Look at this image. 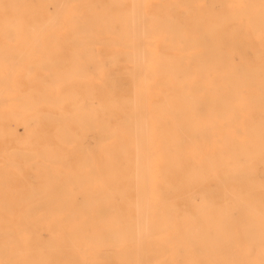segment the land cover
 I'll use <instances>...</instances> for the list:
<instances>
[{
	"label": "rangeland",
	"instance_id": "1",
	"mask_svg": "<svg viewBox=\"0 0 264 264\" xmlns=\"http://www.w3.org/2000/svg\"><path fill=\"white\" fill-rule=\"evenodd\" d=\"M14 23H20V29ZM246 38L248 45L241 47L239 41ZM263 46L264 0H0V127L13 129L11 135H0V147L25 149L27 144L21 142L28 132L24 118L34 117L30 125L46 135L54 133L53 139L64 148L65 125L77 142L91 140L98 128L116 127L124 119L133 129L141 120L136 106L140 102L165 150L161 153L164 160H157L163 171L158 179L163 185H175L168 194L171 200L180 202L187 193L207 190L235 207L249 193L264 202V191H260L264 157H255L254 184L239 175L219 186L212 175H222L234 162H229L231 157H219L221 147L229 142L231 114L264 116ZM43 113L51 114L50 120L41 119ZM82 114L92 118L87 132L77 118ZM198 122L211 136L195 135ZM182 139L186 149L179 152L171 147ZM105 141L121 142L111 136ZM78 156L70 151L72 164ZM5 158L7 162L10 157L0 152L1 165ZM42 160L36 158L39 166ZM194 167L206 172L190 185ZM4 171L0 168V178ZM32 177L40 182L39 177ZM132 177L124 181L130 198L135 191ZM25 181V175H11L9 184L0 189L10 186L14 190ZM97 181L90 184L94 191L99 189ZM38 188L42 187L36 184L9 194L7 204L18 208L23 202L18 198ZM103 189L110 192L109 186ZM52 195V190L41 193L49 206L55 203ZM38 203L43 204L32 202ZM27 204L30 201L23 202ZM112 204H116L112 199L106 202L107 207ZM233 211L242 224L245 208ZM51 237L42 231L43 241ZM31 244L33 249L39 245L37 241ZM244 247L241 240L237 249ZM174 262L192 264L180 252L175 253ZM113 264L122 263L115 260Z\"/></svg>",
	"mask_w": 264,
	"mask_h": 264
},
{
	"label": "bare ground",
	"instance_id": "2",
	"mask_svg": "<svg viewBox=\"0 0 264 264\" xmlns=\"http://www.w3.org/2000/svg\"><path fill=\"white\" fill-rule=\"evenodd\" d=\"M14 25L17 29L21 27L20 23ZM248 43L247 38L239 41L241 47ZM137 54L138 51L136 57ZM139 103L136 106L141 120L134 123V130L128 119H117L116 127L104 125L92 134L93 139L77 142L74 133L65 125L62 133L67 140L66 148L53 139L54 133L46 135L44 130L32 127L34 117L23 119L28 131L21 140L27 144L25 149L0 147L4 157H10L0 164V168L5 169L0 186L8 185L11 175L26 176L24 187L0 189V264H113L115 260L122 264H175L176 252L187 256L192 264H264V202L249 193L245 202L240 201L235 207L223 203L214 191L207 190L187 193L180 202L171 200L168 194L175 185L169 182L163 185L158 179L163 171L157 160H164L161 153L165 150L161 147L160 135L151 128L145 116L144 104ZM79 107L83 109L84 103ZM240 114H231L229 142L227 147H221L219 156L231 157L229 162H234L222 175L212 172L219 186H224L225 179L234 180L239 175L245 176L251 184L256 183L255 157H264V116L256 117L255 114L246 118ZM50 118L49 113L41 116L43 120ZM77 118L87 132L92 118L85 114ZM12 130L0 127V135H11ZM194 133L197 137L211 136L199 122ZM110 136L121 142L105 141ZM171 147L181 152L186 149V142L182 139ZM70 151L79 153L74 164L69 157ZM37 157H43L40 166ZM22 159L26 167L23 162L20 164ZM237 159L242 163L237 164ZM204 172V168L194 167L189 173L188 184L193 185V180ZM32 175L39 177L40 182L35 183ZM130 175H133L131 186L135 190L132 198L126 184ZM96 181L99 189L94 191L90 184ZM36 184L42 187L38 188L41 191L34 189L36 191L28 196L17 197L23 202L30 201L27 207L23 202L18 208L7 204L9 194L33 188ZM106 186L110 187L109 193L103 189ZM231 189L236 192V185L232 184ZM49 190L56 197L51 206L47 204V196H41ZM260 191H264L263 181ZM109 199L116 204L107 207ZM35 200L43 204H32ZM233 208H245L242 224L237 221ZM43 230L52 236L46 242L42 239ZM241 240L245 247L239 250L237 244ZM31 241L39 243L36 249Z\"/></svg>",
	"mask_w": 264,
	"mask_h": 264
}]
</instances>
